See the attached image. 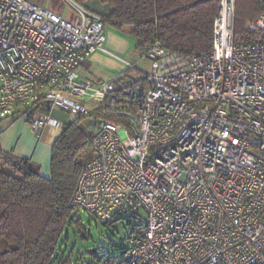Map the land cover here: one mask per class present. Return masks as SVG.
I'll list each match as a JSON object with an SVG mask.
<instances>
[{
    "label": "built area",
    "instance_id": "2783aa9c",
    "mask_svg": "<svg viewBox=\"0 0 264 264\" xmlns=\"http://www.w3.org/2000/svg\"><path fill=\"white\" fill-rule=\"evenodd\" d=\"M67 17L30 0H0V124L51 104L94 129L71 207L108 221L143 211L106 264H264V12L234 33L220 0L210 50L185 58L155 43L130 84L81 78L104 48L102 16L65 0ZM22 112V113H21ZM38 135L62 123L44 112Z\"/></svg>",
    "mask_w": 264,
    "mask_h": 264
},
{
    "label": "trees",
    "instance_id": "16d2710c",
    "mask_svg": "<svg viewBox=\"0 0 264 264\" xmlns=\"http://www.w3.org/2000/svg\"><path fill=\"white\" fill-rule=\"evenodd\" d=\"M71 1L80 7L89 1L107 5L110 12L102 16L104 25L131 36L139 55L159 43L167 51L185 58L199 57L210 50L213 20L220 2ZM234 2L235 37L246 41L260 35V32L249 34L245 28L247 22L264 12V0ZM41 111L39 106L31 109L26 120L31 123ZM86 118L75 115L62 122L61 132L51 146L47 177L40 174L37 165L0 147V264H86L81 259L74 263L72 252L64 255L66 248L63 251L60 244L62 235L68 238L69 228L78 231L82 228L80 212L73 210L70 203L85 164L82 155L90 145L93 132L88 133L86 128L94 127L83 126ZM142 227H133L128 236ZM122 245L125 246L124 242Z\"/></svg>",
    "mask_w": 264,
    "mask_h": 264
},
{
    "label": "rangeland",
    "instance_id": "374dc122",
    "mask_svg": "<svg viewBox=\"0 0 264 264\" xmlns=\"http://www.w3.org/2000/svg\"><path fill=\"white\" fill-rule=\"evenodd\" d=\"M38 4H45L46 0H35ZM94 4L96 6H103L104 9L110 8L107 5H102L97 1L90 3L87 7L95 13H100L93 8ZM49 9L55 11L58 14H62L67 17L72 13V8L65 0H51L49 4ZM86 8L85 5H83ZM108 26V25H105ZM104 26V33L105 31ZM121 32V31H120ZM123 33V32H122ZM126 34V33H124ZM129 36V35H128ZM130 55L125 57L126 60L133 62L138 67L143 70L148 71L150 64L146 61L139 59V54L135 50V46L130 49ZM117 67L123 66L119 60L116 59ZM121 73L124 74L121 81L122 84H130L134 79L142 76L140 72L135 69H124ZM122 75V74H121ZM106 81V80H105ZM45 114H49L53 118L61 121L67 122L71 120L75 114L71 113L65 109H53L51 104H42L39 106ZM39 112V113H41ZM22 113V112H21ZM21 120L18 118L16 120L7 119L0 124V129L3 124H9ZM27 124L29 123L26 119H23ZM88 126V123H87ZM87 132L93 131V128H86ZM94 152L90 145L86 147L85 153L82 155L84 163H87L93 158ZM78 217L82 223V228L79 231L75 228L72 230L69 228L68 238L65 239L64 235L61 236L60 244L64 255L72 252L71 259L74 263H78L79 259L86 262V264H103L106 261L117 260L118 257L123 252L122 242L125 244V239L132 230L133 227L137 225H144L145 215L143 211H138V213H127L125 215L113 216L110 220H100L92 214L85 212L78 213ZM84 234V236H82Z\"/></svg>",
    "mask_w": 264,
    "mask_h": 264
},
{
    "label": "crops",
    "instance_id": "0c3cea01",
    "mask_svg": "<svg viewBox=\"0 0 264 264\" xmlns=\"http://www.w3.org/2000/svg\"><path fill=\"white\" fill-rule=\"evenodd\" d=\"M30 1L38 4L35 0ZM50 1L46 0L45 4L39 5L48 7ZM92 2L94 1L85 3L86 9ZM93 8L100 12L98 13L100 16H105L110 12L109 9L95 4ZM105 31L104 48L106 51L96 50L91 53L88 60L78 70L81 78L104 82L110 78L121 77L123 75L121 72L125 71V68L127 69L126 63H133L126 60L125 57L130 55V49L136 44L135 40L110 26H105ZM116 59L121 62L122 67L120 65L117 67ZM87 123V120L82 123L85 128ZM60 132L61 128L47 127L35 135L31 130L30 123L27 124L23 119L9 124L5 123L0 129V147L15 157L29 160L30 163L37 165L40 174L47 177L50 171L51 146Z\"/></svg>",
    "mask_w": 264,
    "mask_h": 264
}]
</instances>
